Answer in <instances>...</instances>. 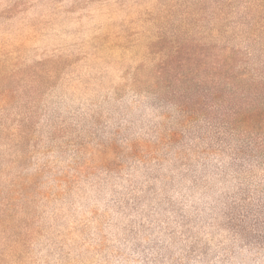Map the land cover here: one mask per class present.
I'll list each match as a JSON object with an SVG mask.
<instances>
[{"label":"rangeland","instance_id":"rangeland-1","mask_svg":"<svg viewBox=\"0 0 264 264\" xmlns=\"http://www.w3.org/2000/svg\"><path fill=\"white\" fill-rule=\"evenodd\" d=\"M0 264H264V0H0Z\"/></svg>","mask_w":264,"mask_h":264},{"label":"trees","instance_id":"trees-1","mask_svg":"<svg viewBox=\"0 0 264 264\" xmlns=\"http://www.w3.org/2000/svg\"><path fill=\"white\" fill-rule=\"evenodd\" d=\"M223 69H224V67H223ZM216 74H217V73H216ZM230 76H231L234 80L236 79V78L233 77L232 75H230ZM232 78L226 76L227 81L233 82ZM232 112H233V114L235 115L234 118H233V120H236V119H237L236 114H238V107L235 106V107L233 108Z\"/></svg>","mask_w":264,"mask_h":264}]
</instances>
